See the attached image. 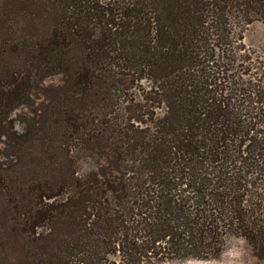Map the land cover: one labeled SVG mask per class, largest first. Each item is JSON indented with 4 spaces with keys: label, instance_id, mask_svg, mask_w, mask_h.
Listing matches in <instances>:
<instances>
[{
    "label": "trees",
    "instance_id": "obj_1",
    "mask_svg": "<svg viewBox=\"0 0 264 264\" xmlns=\"http://www.w3.org/2000/svg\"><path fill=\"white\" fill-rule=\"evenodd\" d=\"M261 19L264 0H0V257L205 259L242 236L264 264V56L236 32Z\"/></svg>",
    "mask_w": 264,
    "mask_h": 264
},
{
    "label": "rangeland",
    "instance_id": "obj_2",
    "mask_svg": "<svg viewBox=\"0 0 264 264\" xmlns=\"http://www.w3.org/2000/svg\"><path fill=\"white\" fill-rule=\"evenodd\" d=\"M237 35H241L243 43L250 48L252 51H254L255 56H264V19L261 20H255L249 24L239 26L236 30ZM55 82H57V78L53 79ZM51 81V80H50ZM27 110L25 107L19 108L17 111L14 112L13 116L15 118V124L17 129L21 130L22 126L19 122L20 116L24 113H26ZM79 166L81 172H88L94 169H97L98 163L97 160H100L96 158L95 156L91 155L90 153H81L79 156ZM4 206L2 202H0V229L3 227V222L2 219L4 218L3 215L6 213L4 211ZM234 237H239V236H228L225 241V246L223 251L218 257L214 258H205V259H196V258H191L203 262H208V261H221L224 259V252L227 250V248L230 246L229 242L233 240ZM248 249L250 250V253L252 256L255 257L254 264H263L260 259H258L247 242ZM13 251L8 253L6 256L0 257V264H18L17 261L14 260L13 258ZM187 260V259H185ZM185 260H168V261H158V262H152V263H146V264H182L183 261Z\"/></svg>",
    "mask_w": 264,
    "mask_h": 264
},
{
    "label": "clouds",
    "instance_id": "obj_3",
    "mask_svg": "<svg viewBox=\"0 0 264 264\" xmlns=\"http://www.w3.org/2000/svg\"><path fill=\"white\" fill-rule=\"evenodd\" d=\"M230 246L224 252V259L221 261L203 262L195 259H187L182 264H254L255 257L248 249L247 241L244 237H234L229 242Z\"/></svg>",
    "mask_w": 264,
    "mask_h": 264
}]
</instances>
